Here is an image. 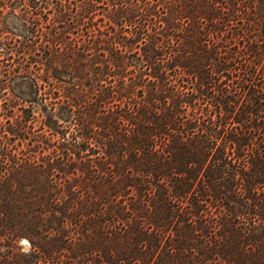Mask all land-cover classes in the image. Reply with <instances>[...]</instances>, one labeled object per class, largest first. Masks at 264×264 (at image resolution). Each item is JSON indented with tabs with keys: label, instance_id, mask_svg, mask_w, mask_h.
<instances>
[{
	"label": "trees",
	"instance_id": "trees-1",
	"mask_svg": "<svg viewBox=\"0 0 264 264\" xmlns=\"http://www.w3.org/2000/svg\"><path fill=\"white\" fill-rule=\"evenodd\" d=\"M107 17L86 43H44L42 82L10 90L22 113L2 104L0 264H264V0Z\"/></svg>",
	"mask_w": 264,
	"mask_h": 264
},
{
	"label": "rangeland",
	"instance_id": "rangeland-1",
	"mask_svg": "<svg viewBox=\"0 0 264 264\" xmlns=\"http://www.w3.org/2000/svg\"><path fill=\"white\" fill-rule=\"evenodd\" d=\"M43 1L47 7L44 9V13L51 10L47 14V19L42 16L32 15L29 10L30 7L21 8L19 0H0V110H3L4 101H7L5 106L9 105L7 109H12L15 115L22 113L20 107L25 105V103H20L18 100L13 99L10 90L12 89L14 93L22 94L21 96L28 98V79H25L23 75L37 76L39 77V82H42L41 79L45 76L44 70L46 69L42 64L43 60H40V57L45 54L43 44L49 43V45H53L54 41L57 40L59 41L60 49H67V45L70 42L72 43L73 39L80 44L86 43V29H94L96 25L100 26L101 29L107 27L106 22L110 21L107 15L111 11V4L117 3V0H58L65 5V10L61 13L58 12L59 8L56 6L57 0ZM104 7H107V9L105 10ZM58 15L59 17H57ZM66 15L71 16L70 22L64 21ZM35 17L39 19L40 24L38 25H45L49 22L51 25L49 28H42L45 35L41 36L38 45H33L32 42L28 41L30 47H27L22 37L26 28L22 24L25 21L26 26L30 30H35L36 27L32 23ZM99 17H102V20H98ZM61 19L62 26H58V21ZM91 20L96 23L95 26L91 24ZM28 48H38V50L40 49L38 51L40 54H34V51ZM29 53L33 54V58L28 57ZM6 79L8 83L10 82V86L6 85ZM3 116H0L2 120ZM37 127L38 123L34 128ZM26 142H28V139L22 140L19 145L16 139L11 144H14L17 150L22 149L25 152L31 147ZM36 157H39V155H36ZM20 244L24 250L28 249L26 240L21 241Z\"/></svg>",
	"mask_w": 264,
	"mask_h": 264
}]
</instances>
